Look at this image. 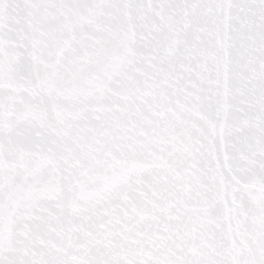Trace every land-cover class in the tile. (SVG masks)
Segmentation results:
<instances>
[{"label":"snow or ice","instance_id":"obj_1","mask_svg":"<svg viewBox=\"0 0 264 264\" xmlns=\"http://www.w3.org/2000/svg\"><path fill=\"white\" fill-rule=\"evenodd\" d=\"M0 264H264V0H0Z\"/></svg>","mask_w":264,"mask_h":264}]
</instances>
